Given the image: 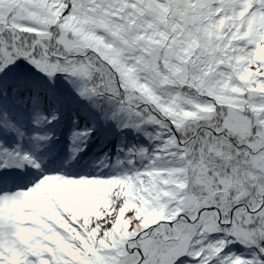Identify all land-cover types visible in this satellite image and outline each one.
<instances>
[{
    "label": "snow or ice",
    "instance_id": "obj_1",
    "mask_svg": "<svg viewBox=\"0 0 264 264\" xmlns=\"http://www.w3.org/2000/svg\"><path fill=\"white\" fill-rule=\"evenodd\" d=\"M0 264H264V0H0Z\"/></svg>",
    "mask_w": 264,
    "mask_h": 264
},
{
    "label": "trees",
    "instance_id": "obj_2",
    "mask_svg": "<svg viewBox=\"0 0 264 264\" xmlns=\"http://www.w3.org/2000/svg\"><path fill=\"white\" fill-rule=\"evenodd\" d=\"M141 140H143V138H141ZM95 150V145L93 146V151Z\"/></svg>",
    "mask_w": 264,
    "mask_h": 264
}]
</instances>
